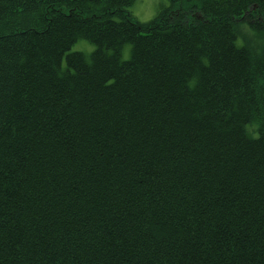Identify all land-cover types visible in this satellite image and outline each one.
Listing matches in <instances>:
<instances>
[{"label": "trees", "instance_id": "trees-1", "mask_svg": "<svg viewBox=\"0 0 264 264\" xmlns=\"http://www.w3.org/2000/svg\"><path fill=\"white\" fill-rule=\"evenodd\" d=\"M135 1L0 0V264H264V0Z\"/></svg>", "mask_w": 264, "mask_h": 264}, {"label": "rangeland", "instance_id": "rangeland-1", "mask_svg": "<svg viewBox=\"0 0 264 264\" xmlns=\"http://www.w3.org/2000/svg\"><path fill=\"white\" fill-rule=\"evenodd\" d=\"M169 5L168 0H136L134 4L131 6L129 11L131 12V15L134 20H136L139 23H147L151 21L157 13L167 8ZM240 33L238 34V39L240 41L239 44H243L246 48L250 49L251 53L255 56L258 54L257 52L260 50L264 51V33H254L251 30L248 29L247 25L241 24L239 30ZM237 43V42H236ZM238 45V44H237ZM241 46V45H238ZM123 52H122V60H128L130 58V45L126 44L123 46ZM78 50H81L84 56H88L90 52L93 50V46L84 40L77 41L72 51L79 52ZM256 52V53H255ZM87 53V54H85ZM255 124L251 126L253 128Z\"/></svg>", "mask_w": 264, "mask_h": 264}]
</instances>
